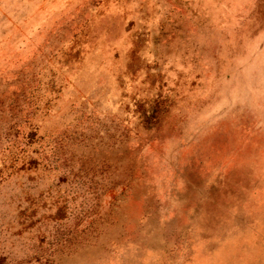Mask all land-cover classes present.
<instances>
[{
    "label": "rangeland",
    "instance_id": "374dc122",
    "mask_svg": "<svg viewBox=\"0 0 264 264\" xmlns=\"http://www.w3.org/2000/svg\"><path fill=\"white\" fill-rule=\"evenodd\" d=\"M0 264H264V0H0Z\"/></svg>",
    "mask_w": 264,
    "mask_h": 264
}]
</instances>
